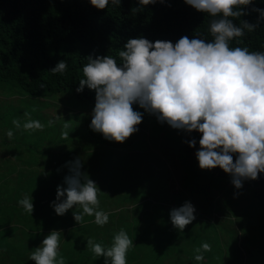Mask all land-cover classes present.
I'll list each match as a JSON object with an SVG mask.
<instances>
[{"label": "trees", "instance_id": "1", "mask_svg": "<svg viewBox=\"0 0 264 264\" xmlns=\"http://www.w3.org/2000/svg\"><path fill=\"white\" fill-rule=\"evenodd\" d=\"M242 7L248 14L234 23L255 24L259 13L253 8L264 9V0ZM217 18L185 0L146 6L121 0L118 7L109 0L103 10L90 0H0V264H35L30 256L53 230L62 231L58 259L62 256L65 264H104L103 257L87 249V239L107 249L121 229L133 240L127 264H264V173L243 180L237 189L221 168L199 167L201 133L174 129L148 112L138 131L120 143L125 150H118L114 141L90 128L95 91H76L89 56L109 55L120 64L118 52L130 38L173 44L183 36L212 40L210 21ZM229 46L264 52V20ZM61 60L67 61L65 73L53 74ZM29 119L40 121L43 130H24ZM13 120L20 121L19 129ZM79 124H88L89 132L74 128ZM192 139L194 148L188 143ZM76 159L97 184V210L109 215L103 226L94 215L78 224L73 212L82 209L75 206L63 216L52 207L58 186H67L69 162ZM165 159L185 176L171 172ZM178 181L182 188L173 192L168 206L169 183ZM25 196H33V214L18 203ZM185 201L198 212L180 231L170 212ZM204 243L211 251H203ZM198 254L204 259L196 261Z\"/></svg>", "mask_w": 264, "mask_h": 264}, {"label": "clouds", "instance_id": "2", "mask_svg": "<svg viewBox=\"0 0 264 264\" xmlns=\"http://www.w3.org/2000/svg\"><path fill=\"white\" fill-rule=\"evenodd\" d=\"M156 2L140 0L144 6ZM90 3L99 10L109 6V0H90ZM111 3L118 7L121 0ZM185 3L211 17H219L210 21L212 40L183 36L173 44L151 42L144 37L130 38L118 52L120 64L109 55L89 56L83 66L85 78L79 81L76 91L82 93L85 87L95 91L90 128L109 141L124 143L138 131L143 113L134 110V104L174 129L198 131L202 134L196 152L199 167L221 168L231 174V182L240 189L243 180H256L264 173V52L229 45L233 39L243 37L245 30L252 32L260 27L264 9L253 8L259 13L257 23L242 20L238 26L234 18L247 15L242 6L252 5L253 0H185ZM66 69L67 61L61 60L51 72L63 74ZM12 123L17 129L21 127L19 120ZM43 128L38 120L29 119L23 124L26 131ZM7 135L11 139L12 131ZM62 135L66 138L68 133ZM188 143L190 147L196 146L195 139ZM81 168L79 159L69 162L70 175L64 179L67 186H58L52 207L57 215L63 216L75 206L82 209L73 212L78 224L85 215H94L95 223L103 226L109 215L97 210L99 189ZM18 203L33 214V196H25ZM195 211L191 202L172 209L173 226L183 231L196 219ZM61 232L53 230L48 234L30 260L35 264H65L62 256L58 259ZM132 246L133 240L123 229L114 235L107 249L87 239V249L96 257H103L104 264H127V253ZM202 249L211 251V246L204 243ZM196 251L201 253L200 248ZM203 259L202 254L195 256L196 261Z\"/></svg>", "mask_w": 264, "mask_h": 264}, {"label": "rangeland", "instance_id": "3", "mask_svg": "<svg viewBox=\"0 0 264 264\" xmlns=\"http://www.w3.org/2000/svg\"><path fill=\"white\" fill-rule=\"evenodd\" d=\"M77 110V109H76ZM138 111V110H137ZM139 112H142V113H147V111H145L143 108L142 109H140L139 110ZM47 113H49V111H47ZM91 114L92 113H88V116H91ZM72 126V125H71ZM74 128H77V129H83L85 132H89V125L87 124V125H81V124H79V125H76V126H74ZM152 128V125H150L149 126V129H151ZM138 134V133H137ZM136 134V135H137ZM86 135H88L89 136V134H86ZM107 141H109V140H107ZM146 141L148 142L149 140H148V138H146ZM114 144H115V147L118 149V150H125V147H122L123 145L122 144H120V143H118V142H115L114 141ZM152 151V150H151ZM153 152H155V153H158V150H153ZM159 154L162 156V153L161 152H159ZM160 159H163L162 157H160ZM166 160V159H165ZM166 162H167V160H166ZM170 164V165H169ZM169 164H168V162H167V167L170 169V171L172 172V171H174L175 173H177V175H179V176H181V179L185 176L184 174H183V172H181L180 170H176L175 169V167H174V165H173V163H171V162H169ZM172 169V170H171ZM169 185L172 187L171 188V190L172 191H169L170 192V194L168 195V202L166 203L168 206H172L173 205V202H172V199H174V197H173V192H177L178 190H179V188H182L180 185L181 184H179V181H178V184H174V185H172L171 184V182L169 183ZM182 197H180L179 199H181ZM186 202V201H185ZM161 203V202H160ZM198 204H199V202H197ZM163 204V203H162ZM175 204H177V199H176V201H175ZM163 205H165V204H163ZM196 212H198V211H196Z\"/></svg>", "mask_w": 264, "mask_h": 264}]
</instances>
